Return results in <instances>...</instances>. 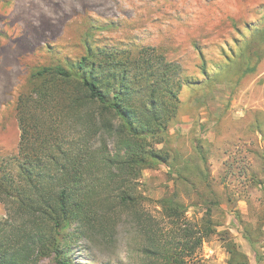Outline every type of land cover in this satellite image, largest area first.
I'll return each instance as SVG.
<instances>
[{
  "label": "trees",
  "instance_id": "16d2710c",
  "mask_svg": "<svg viewBox=\"0 0 264 264\" xmlns=\"http://www.w3.org/2000/svg\"><path fill=\"white\" fill-rule=\"evenodd\" d=\"M96 29L84 35L82 56L33 69L17 99L18 151L0 159V264H76L74 246L114 247L125 224L136 234L131 263L203 264L204 244L222 225L212 208L190 219L176 196L153 200L142 183L146 170H172L159 145L185 85L196 82L160 48L97 45ZM243 225L249 243L264 247V227ZM223 240L231 264H247Z\"/></svg>",
  "mask_w": 264,
  "mask_h": 264
},
{
  "label": "rangeland",
  "instance_id": "374dc122",
  "mask_svg": "<svg viewBox=\"0 0 264 264\" xmlns=\"http://www.w3.org/2000/svg\"><path fill=\"white\" fill-rule=\"evenodd\" d=\"M93 27L97 45L160 48L196 82L185 85L179 118L159 145L172 170L144 171V194L176 196L193 220L212 208L222 225L204 244L203 264H231L225 237L242 263L264 264V247L249 243L243 225L264 227V0H0V159L18 151L16 102L33 69L82 56ZM135 238L125 224L116 246L94 240L91 251L74 246L72 259L133 264Z\"/></svg>",
  "mask_w": 264,
  "mask_h": 264
}]
</instances>
